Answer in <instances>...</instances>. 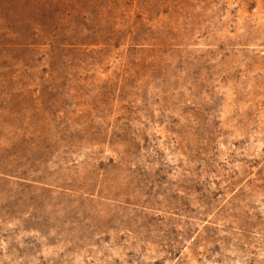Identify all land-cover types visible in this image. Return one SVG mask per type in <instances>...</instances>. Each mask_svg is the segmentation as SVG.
<instances>
[{
    "label": "rangeland",
    "instance_id": "obj_1",
    "mask_svg": "<svg viewBox=\"0 0 264 264\" xmlns=\"http://www.w3.org/2000/svg\"><path fill=\"white\" fill-rule=\"evenodd\" d=\"M0 264H264V0H0Z\"/></svg>",
    "mask_w": 264,
    "mask_h": 264
}]
</instances>
